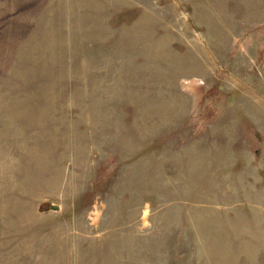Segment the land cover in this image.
I'll return each mask as SVG.
<instances>
[{
	"label": "rangeland",
	"instance_id": "374dc122",
	"mask_svg": "<svg viewBox=\"0 0 264 264\" xmlns=\"http://www.w3.org/2000/svg\"><path fill=\"white\" fill-rule=\"evenodd\" d=\"M0 264H264V0H0Z\"/></svg>",
	"mask_w": 264,
	"mask_h": 264
},
{
	"label": "water",
	"instance_id": "95a60500",
	"mask_svg": "<svg viewBox=\"0 0 264 264\" xmlns=\"http://www.w3.org/2000/svg\"><path fill=\"white\" fill-rule=\"evenodd\" d=\"M53 208H54V209H58V207H57V206H53Z\"/></svg>",
	"mask_w": 264,
	"mask_h": 264
}]
</instances>
